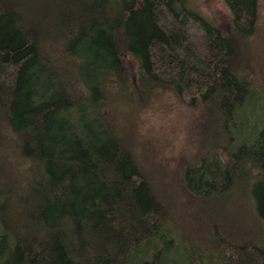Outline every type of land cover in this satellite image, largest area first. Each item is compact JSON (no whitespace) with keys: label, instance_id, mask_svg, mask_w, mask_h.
Segmentation results:
<instances>
[{"label":"trees","instance_id":"16d2710c","mask_svg":"<svg viewBox=\"0 0 264 264\" xmlns=\"http://www.w3.org/2000/svg\"><path fill=\"white\" fill-rule=\"evenodd\" d=\"M41 1L0 0V124L29 164L25 178L0 182V263L132 264L144 245H173L167 211L113 120L120 95L142 100L153 86L191 96L193 104L201 98L231 135L226 161L211 152L186 169L189 191L222 195L237 176L252 179L264 227V128L251 131L253 140H237L248 120L238 118L256 91L232 67L237 38L256 31L258 0H226L232 35L185 0ZM164 8L173 16L170 29L160 21ZM189 21L204 31L200 58ZM10 203L17 217L6 216ZM233 245L238 259L225 256L224 263L243 256L241 264H264V247ZM165 249L143 264H164Z\"/></svg>","mask_w":264,"mask_h":264},{"label":"rangeland","instance_id":"374dc122","mask_svg":"<svg viewBox=\"0 0 264 264\" xmlns=\"http://www.w3.org/2000/svg\"><path fill=\"white\" fill-rule=\"evenodd\" d=\"M45 2L52 6V0L41 1ZM185 3L225 33L233 34V16L226 0H185ZM38 6L31 8L36 10ZM159 17L165 28L174 26L173 16L167 9H162ZM188 31L194 55L200 58L204 31L193 21H189ZM237 42L238 52L232 67L241 78L251 81L256 91L241 119L238 118L237 123H244V118L248 120L237 132V140L247 137L253 140L255 135L251 131L264 128V0H258L255 33L246 40L237 38ZM132 70L135 73V68ZM136 88L140 91L139 86ZM122 96L112 103L113 120L152 185L162 209L167 211L163 217L165 235L169 233L166 240L173 242L171 245L155 240L149 247L144 245L132 264H143L153 257L155 250L164 246L168 248L163 250L167 256L164 264H227L225 256L238 259L233 244L264 247V227L248 189L251 177L250 181L248 178L243 181L237 176V183L229 193L222 195H196L186 186V169L200 164L201 158L216 152L227 160L231 135L216 109L209 108L199 97L193 104L191 96L181 97L163 85L144 92L142 100ZM237 140L233 141L237 143ZM28 165L17 151L16 138L10 134L9 127L0 124V182L13 183L25 178ZM10 205L6 216L17 217L19 210L14 203ZM30 217L31 214L23 216L24 220ZM242 258L240 256V261L234 264H241Z\"/></svg>","mask_w":264,"mask_h":264}]
</instances>
